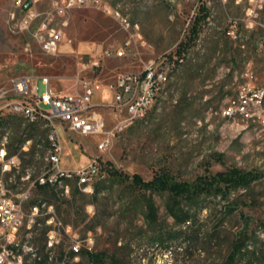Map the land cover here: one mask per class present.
<instances>
[{"label": "rangeland", "instance_id": "rangeland-1", "mask_svg": "<svg viewBox=\"0 0 264 264\" xmlns=\"http://www.w3.org/2000/svg\"><path fill=\"white\" fill-rule=\"evenodd\" d=\"M52 1L45 0L38 11L50 9ZM12 2L0 0V113L14 98L11 86L18 78L37 79L38 96L46 90L42 78L50 81L53 94L76 95L90 83L94 104L106 95L103 91L110 92L119 74L140 73L159 58H166L170 67L167 99L160 109L153 105L144 120L119 130L117 124L124 114L113 106V100L98 106L105 130L113 134L105 151L98 149L105 134L80 136L66 126L58 127L60 167L82 168L96 160L101 174L95 182L106 181L96 198L77 197L81 218L70 215L80 239L92 234V251L116 256L125 264H222L245 219L249 230L261 234L264 179L228 205L236 208L233 213L223 200L210 198L199 209L185 208L192 221L178 225L166 210L170 200L157 196L153 197L156 219L147 223L141 193L119 185L110 171L139 174L147 181L165 169L175 180L185 182L230 168L264 174V100L260 106H250L249 116L222 114L242 86L264 87V0H95L66 14L64 40L53 55L43 53L29 34L9 27ZM201 4L208 9V17L198 25V34L177 66L175 51L188 39L194 19L202 18ZM111 11L136 29L122 28ZM230 30L234 37L228 34ZM118 50L123 51L121 57L116 56ZM247 71L250 78H246ZM5 118L10 128L1 122ZM10 130L11 152L25 136L34 143L46 136L44 127L29 126L17 115L0 118V135ZM42 146L40 154L47 149V144ZM45 156L25 157L23 164L47 166ZM18 183V178L4 177L7 188L14 189ZM67 199L54 197L50 190H35L25 210L34 203H51L55 219L63 225ZM43 221L40 216L20 232L22 264H38L48 255ZM70 243L62 233L48 264H61L59 254L68 255ZM70 264L86 263L78 257Z\"/></svg>", "mask_w": 264, "mask_h": 264}, {"label": "built area", "instance_id": "built-area-1", "mask_svg": "<svg viewBox=\"0 0 264 264\" xmlns=\"http://www.w3.org/2000/svg\"><path fill=\"white\" fill-rule=\"evenodd\" d=\"M44 2L45 0H13L12 6H19V15H12L11 7L8 25L12 30L29 34L43 53L53 55L58 52L64 40V28L68 24L66 14L71 9L93 4L95 0H53L50 9L39 12L38 6ZM112 16L125 30L136 29L134 25L130 26L120 13L112 12ZM228 34L234 37L233 30ZM122 54V50L116 52L117 57ZM245 75L250 78L251 73L247 71ZM36 80H14L11 86L14 98L4 108L5 112L0 113V118L18 115V118L29 126H43L46 133L45 138H42L43 145L47 144V149L40 154L39 150L42 148L35 146L34 159L38 160L39 155H48L47 166L25 167L21 154H27L36 143L32 138H27L18 147L17 152H11L8 149V136H12V130L0 145V264H22L18 241L20 232L24 227L29 229L30 223L40 216L44 217L48 228L45 234V249L49 258L59 246L62 233L71 241L69 252L73 254L74 261H77L81 250L92 251L94 246L90 232L80 239L71 225H62L57 221L52 205L41 203L40 206H31L29 211L25 210V206L32 193L39 187L54 190V186H61V193H56V196L62 198L69 197L73 185L80 192L91 195L93 184L100 177L101 167L96 160H92L85 167L72 170L60 167L58 127L66 126L69 131L80 136L105 134L106 138L98 145L100 151L108 148L113 134L105 130L104 118L92 103L95 90L90 83L85 84L82 92L76 95L53 94L50 81L42 78L40 80L46 87L45 92L41 96H31V89H37ZM170 81V67L166 58L152 60L140 73L119 74L108 89L112 94L113 106L120 114H124V120L117 124V128L122 130L136 121L144 120L148 113L147 102H154V106L160 109L167 99ZM261 98H264V87L250 89L247 85L242 86L238 97L229 100V105L222 114L229 117L235 112L249 116L250 106H260ZM4 177L9 180L18 178L19 183L14 189L7 188ZM80 178H89V185H80Z\"/></svg>", "mask_w": 264, "mask_h": 264}, {"label": "trees", "instance_id": "trees-1", "mask_svg": "<svg viewBox=\"0 0 264 264\" xmlns=\"http://www.w3.org/2000/svg\"><path fill=\"white\" fill-rule=\"evenodd\" d=\"M199 11L202 13V18L196 17L194 19L188 32V39L185 42L179 43L175 51L176 59L174 60V64L177 66L184 60V53L190 48L193 37H196L198 34V25L208 17V9L204 4H201ZM179 60L182 61L180 62ZM1 122L4 123V127H11V123L7 121L6 118ZM27 138L32 137H23L19 145ZM42 145L43 140L38 141L36 144H33L27 154H21L22 162H25V157L33 159L36 151L35 146L43 148ZM110 174L119 185H123L130 192L136 191L141 193V198L144 200V207L147 208V211L143 214L147 223H153L156 219V208L153 197L157 196L161 198L167 197V199L170 200L166 210L168 215L171 216L178 225L191 223L192 221V217L185 211V208L199 209L201 205L210 198H219L228 206L233 201H236V198L240 196V192H248L252 189L254 184L260 183L264 179V174L242 171L237 168H230L214 174L198 176L192 182L177 181L170 172L165 169L157 171L153 174L152 178L147 181L143 180L139 174L128 176L114 170H111ZM105 183L106 181L104 180L94 182L93 193L91 194L92 198H96L103 192L102 189ZM38 190L41 192L50 190L53 196H56L52 188L39 187ZM145 194L148 195L146 196ZM85 195L86 194L80 192L74 185L71 187L70 195L66 200L68 205L67 218L64 220L63 225L72 226L70 222V215L72 214L77 218H81V206H77L76 199L77 197L81 199L85 197ZM40 204L41 203L38 202L34 203L32 206H40ZM47 205L52 204L47 203ZM228 209L230 214L236 210L234 206H228ZM261 227V234L249 230L248 221L245 219L243 229L240 230L232 240L229 251L222 264H264V221L261 223ZM261 235H263V237H261ZM78 257H81V261L84 260L86 264H125L124 261L118 259L116 256H108L105 252L81 250ZM53 258V256L49 258V255H47L43 259V262L39 260L38 264H48L52 262ZM72 258L73 254L70 252L68 255L65 254L64 251L59 254V260L64 264H70Z\"/></svg>", "mask_w": 264, "mask_h": 264}, {"label": "bare ground", "instance_id": "bare-ground-1", "mask_svg": "<svg viewBox=\"0 0 264 264\" xmlns=\"http://www.w3.org/2000/svg\"><path fill=\"white\" fill-rule=\"evenodd\" d=\"M12 15H19V6H13L12 8ZM31 96H38L37 89H31ZM264 98H261V102ZM154 102H147V111L152 108ZM18 116V115H17ZM7 133H3L0 135V145L6 138ZM9 143V140H8ZM46 164H48V155L44 157ZM80 185H89V178H80ZM54 189L61 193V186H54Z\"/></svg>", "mask_w": 264, "mask_h": 264}, {"label": "crops", "instance_id": "crops-1", "mask_svg": "<svg viewBox=\"0 0 264 264\" xmlns=\"http://www.w3.org/2000/svg\"><path fill=\"white\" fill-rule=\"evenodd\" d=\"M103 92H105L106 95H105L104 97H102L101 99H99L98 102L94 103L96 109H98V106L101 105L102 103H104V101H106L107 99H110V98L112 99V94H111V92H108V91H103ZM98 110H99V109H98ZM115 118H116V116H115ZM104 122H105V121H104ZM79 167H81V166H79ZM77 168H78V167H77ZM65 170H72V169H65Z\"/></svg>", "mask_w": 264, "mask_h": 264}]
</instances>
